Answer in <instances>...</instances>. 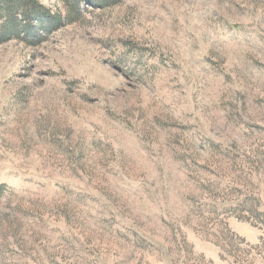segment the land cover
<instances>
[{
    "label": "rangeland",
    "instance_id": "obj_1",
    "mask_svg": "<svg viewBox=\"0 0 264 264\" xmlns=\"http://www.w3.org/2000/svg\"><path fill=\"white\" fill-rule=\"evenodd\" d=\"M84 10L0 42V264H264V0Z\"/></svg>",
    "mask_w": 264,
    "mask_h": 264
},
{
    "label": "trees",
    "instance_id": "obj_2",
    "mask_svg": "<svg viewBox=\"0 0 264 264\" xmlns=\"http://www.w3.org/2000/svg\"><path fill=\"white\" fill-rule=\"evenodd\" d=\"M124 0H61L65 12L52 13L38 0H0V42L16 37L28 44L44 41L64 23L81 20L86 5L108 7Z\"/></svg>",
    "mask_w": 264,
    "mask_h": 264
}]
</instances>
